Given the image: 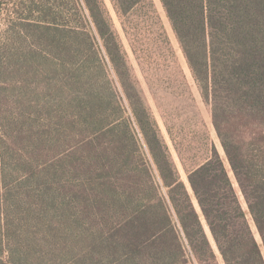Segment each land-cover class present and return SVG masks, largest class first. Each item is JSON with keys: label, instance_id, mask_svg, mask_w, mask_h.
Listing matches in <instances>:
<instances>
[{"label": "trees", "instance_id": "1", "mask_svg": "<svg viewBox=\"0 0 264 264\" xmlns=\"http://www.w3.org/2000/svg\"><path fill=\"white\" fill-rule=\"evenodd\" d=\"M161 1L226 158L187 183L106 0H40L0 40V264H264V0Z\"/></svg>", "mask_w": 264, "mask_h": 264}, {"label": "rangeland", "instance_id": "2", "mask_svg": "<svg viewBox=\"0 0 264 264\" xmlns=\"http://www.w3.org/2000/svg\"><path fill=\"white\" fill-rule=\"evenodd\" d=\"M106 4L127 55L133 80L158 122L182 178L188 183L186 168L204 161L212 147L226 158L213 124L212 106L203 97L161 0H147L125 16H119L111 0H106ZM40 6V0H0L1 42L8 37L16 46H28L30 36L28 42L24 41L21 26L30 12L29 7ZM37 15L38 12L33 18ZM13 58L17 59L18 55ZM110 78L118 86V78L113 73ZM101 86L104 88L103 84ZM7 91L14 90L8 88ZM123 102L129 106L128 101ZM241 201L247 208L242 196ZM251 224L260 241L252 220ZM60 233H65L61 227L57 230V234ZM68 247L59 243L57 249L62 253Z\"/></svg>", "mask_w": 264, "mask_h": 264}]
</instances>
